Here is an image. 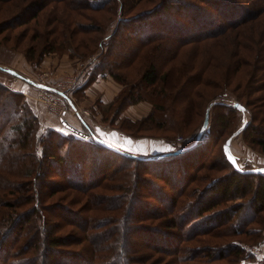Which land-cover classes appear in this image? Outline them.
I'll use <instances>...</instances> for the list:
<instances>
[{
	"label": "rangeland",
	"instance_id": "rangeland-1",
	"mask_svg": "<svg viewBox=\"0 0 264 264\" xmlns=\"http://www.w3.org/2000/svg\"><path fill=\"white\" fill-rule=\"evenodd\" d=\"M81 1L84 2V0ZM90 1L96 2V4L104 3V8L99 11L82 10L89 17L97 18L96 22L88 19V16L85 17V15L78 14L79 12L76 14L74 10L67 9L63 2L0 0V27L6 25V29L0 32V65L3 66L0 69V84L21 95L23 100L21 99L19 102L23 105L25 113H20V115L24 114L23 117L27 118L31 113L36 115L39 120L37 139L36 136H28L27 139L24 137L19 140V143H15L11 135H14L13 132L16 130H13L12 127L13 124L17 126L18 120H15L12 113V116L10 115L11 110H4L0 114V202L4 203L3 201L8 200L17 203L16 209L9 204L4 206L0 203V212L3 210H7L8 213L18 212L28 206L27 203L20 202L23 195H33L32 200H34L35 194H37L40 204H45L52 211L45 213L48 221L45 223L50 224L51 221L58 223V221H62L60 219L62 215L53 212H62V208L79 210V206L85 201L80 190L67 186L69 182L80 177L84 178L83 181L90 183L92 177H96L97 180V174L102 175L107 171L110 173V170L115 168L116 172L107 174L106 177H108L103 181V184L108 185L111 181L109 179L113 175L116 176L119 185V199L123 204L122 208L126 209L121 222L127 215V221L130 220L127 213L128 207L132 206L133 208L132 215H130L133 217L131 219L133 221L137 215L142 216L146 212L145 207L160 204L158 198H152V188L156 189L158 195H160L158 193L160 190L169 193L170 196L177 195L178 202L181 203L180 206L189 203L192 206L197 204L198 207L215 201L218 203L212 205L213 208L209 210L210 214L213 211L220 212V210L230 208L233 211L238 208L239 211L235 210V214L226 223L228 224L229 221L236 225H244L246 227L244 230L248 228L247 231H251V233L224 235V237L215 236V232L199 234L194 238L186 239L185 246L192 248L196 244L240 241L247 254V257L241 259V264H264V209L257 211L252 216V207L248 203L251 192L248 191L245 192L246 195L244 194V189H249V181L242 178L240 190L235 191L232 188L229 191L230 194L225 195L222 193L221 185L222 182L227 183V180L232 179L234 172L223 153V143L237 128L240 130L235 136H232L230 149L236 155L239 166L242 168H264V151L255 141L251 142L253 137L264 138V119L262 120L264 115L262 116L260 112L264 100V98L261 99L264 97V90L260 89L261 85H264V68L262 69L264 2L261 0H239L245 8L244 15L247 11L246 8H252V13L245 23L233 27V29L228 28L227 31L225 30L219 35L214 34L203 38L204 33L209 32L208 30L212 29L216 22L226 24L221 22V20H226L225 15L220 16L215 8L213 11L209 0ZM122 1H125L124 10L131 8L127 15L146 11L145 9L154 5L158 10L162 9L158 13H154V11L144 13L141 20L134 22L131 29H127L124 23L117 22L118 17L126 15L125 11L119 9ZM83 2L76 0L74 4L83 5ZM80 13L82 12L80 11ZM33 14L35 17H32ZM61 17L68 21L69 31H62L64 27L58 22L59 19H62ZM91 22L94 23V27L89 29ZM76 24L79 25L78 29H74L77 27H74ZM55 25H57V32L53 33L50 30ZM112 31H115L114 34L106 36ZM129 31L131 34L126 37ZM246 35L254 38L252 51L248 48V44H252V40L248 37L245 39ZM146 36L149 37L146 39ZM42 45L46 46L44 51L41 49ZM50 47L53 50L48 51L47 49ZM235 52L243 55H236ZM39 54L42 57L40 61L34 62L29 59ZM70 64L71 66H69ZM148 64L154 66L159 77L162 75H167V77L163 76L162 80H158V77L154 84L144 83L141 80V74L147 69ZM9 70L14 72L19 70L34 79L44 78L49 82H66L69 85L73 82L72 78L79 74L80 78L74 81L72 90L68 94L64 93L67 110L62 119L46 113L43 100L39 98V92L43 91L33 84L30 85L21 77L13 76ZM104 70L119 74L125 79L127 88L134 86L136 93L142 97L150 98L152 103L149 99L141 100L150 104L149 110H151V104L161 107V109L153 110L154 113L156 112V120L141 122L143 124L134 123L133 127L136 128L130 130L131 133L133 132L132 137L127 135L122 128L123 131L114 129V127L119 128V124L122 122L121 117L125 118L124 116L116 115L115 119H112L113 122H110L109 117H103L93 108L86 106L87 104H79L77 108L82 112L89 113L88 116H84L95 121L98 133L105 137L109 133L113 134V136L107 137L112 142H109L110 144L139 155H154V153L164 152V150H172V148L191 142L193 139H196L198 144L178 156H166L163 160L150 161L148 165H144L105 152L93 141L75 142L74 134L65 124H62L64 120L69 121L66 115H70L69 112H72L70 109L72 98L70 97L82 82V76L90 77L93 74H101ZM109 75L111 76V74ZM184 77L187 79L183 80ZM198 78L202 79L200 84H197ZM81 92L82 90L78 91L79 94ZM76 96L73 99L77 100ZM239 100L243 105L238 103ZM212 101L215 102L211 103ZM5 103L7 107H12L14 100L9 98L5 100ZM233 103L236 106L235 109L230 106ZM141 104L147 109V105ZM207 108L209 114L205 128L202 123ZM146 109L142 108V111L144 112ZM248 123L250 127L257 126L259 131L254 129L249 135L250 127L243 128ZM140 126L141 128H139ZM24 129L25 126L22 127V130ZM49 129H54L56 133L48 134ZM113 129L116 132H112ZM117 131L126 136L124 134L116 135ZM58 132L64 133V135L71 134V137L62 136L60 138ZM75 137L77 136L75 135ZM62 138H67L69 142L75 143V147L70 153L66 148H60L59 141ZM125 138H128L131 143L127 142ZM166 138H174L179 142L176 144L175 141L171 144ZM69 142L66 140L65 143L71 144ZM40 150H42V155H39L41 160L36 156V152L41 154ZM55 156L58 158L65 156L66 160L59 163L52 158ZM36 170L39 172V176H37L35 185L33 180ZM149 171L154 174L151 172L148 174ZM156 174L162 178L159 181L160 185L157 184L158 179L153 180L157 184L156 188L152 183H147L148 185L142 183L144 178L154 179ZM262 175L264 176V172ZM23 181L31 183L30 190L24 188ZM17 182L22 183L18 184ZM128 183L131 186L126 185ZM213 184L218 185L217 190H211ZM180 188L183 189L179 192ZM114 190L115 188L105 192L113 193ZM96 192L105 193L102 187H98ZM125 192L128 193L125 194ZM239 193L243 194V197L232 196H238ZM226 197H228L227 200ZM129 198L131 199L129 200ZM238 201L243 202V205L239 206L241 203L237 205ZM191 207L180 209V212L189 213L193 208ZM114 217L112 215L104 216L103 220L108 222ZM250 217H254L253 222L245 224V219ZM156 219L152 218L151 223L138 220L133 225L134 232L126 235L125 241L128 247L133 245V248L136 249L139 243L145 247L148 246L150 250L143 248L140 254L149 255L148 253H150L151 259L153 256L158 257L160 253L155 251L150 243L146 242L147 240L144 242L146 230L142 226H152V223L156 224ZM106 224L107 228L112 227L110 222ZM132 224L131 222V226ZM21 225L22 222L18 223L16 229H20ZM159 228L165 231L171 230L166 226ZM187 228L184 229V232L188 230ZM70 229L71 225L65 223L61 225L58 233L64 234ZM156 237L153 240H156ZM80 246L69 244L65 245L63 249L72 250L80 248ZM148 261L151 260H147L145 264H150Z\"/></svg>",
	"mask_w": 264,
	"mask_h": 264
},
{
	"label": "trees",
	"instance_id": "trees-1",
	"mask_svg": "<svg viewBox=\"0 0 264 264\" xmlns=\"http://www.w3.org/2000/svg\"><path fill=\"white\" fill-rule=\"evenodd\" d=\"M4 1H12V0H4ZM56 3L63 2V5L73 11L76 12V14L85 15L88 16V19L91 21L96 22L97 18L94 16L89 17V15H86L82 10L88 11H99L104 8V3L96 4V2H91L90 0H78L80 2H83V5H75L74 1L76 0H53ZM211 3V8L213 11L219 12L220 16L225 15L226 20H221V22H224L226 24L220 23L219 21L216 22L214 27L212 29H209L207 33H204V36L209 35H219L221 32H224L226 29L230 28L233 29V27H236L242 23H245V21L248 19L249 15L252 13V8L247 9L245 15L243 14V4L240 3L238 0H209ZM264 2V0H261ZM104 2V1H103ZM106 4V2H105ZM156 6V5H154ZM152 6L149 9H145L146 11H138L133 12L131 14L129 10L125 9V1H122L119 5L120 11H125V16L118 17V23H124V26L127 27V29H131L134 26V22H137L141 20V17L144 13H158L160 10L157 9V7ZM190 7H192L190 5ZM159 8V7H158ZM194 8V7H192ZM215 8V9H214ZM123 9V10H122ZM80 11L82 13H80ZM193 11V10H191ZM84 13V14H83ZM211 13V12H210ZM208 13L209 15H211ZM34 15V14H33ZM70 15V14H69ZM32 17H35L32 16ZM62 19H59L58 22L63 25V32L69 31L68 27V21H66L65 18L61 17ZM95 18V19H94ZM87 19V18H86ZM58 23V24H59ZM91 27L89 29H92L94 27V23H90ZM220 24V25H219ZM81 25V24H80ZM57 25L52 27L50 30L53 33L57 32ZM77 26V27H75ZM74 29H78L79 25H74ZM96 27V26H95ZM215 28V30H214ZM6 29V25H1L0 32ZM85 29V28H84ZM94 29V28H93ZM73 33V29L71 30ZM227 31V30H226ZM115 31H112L111 34L106 36H111L114 34ZM131 32L129 31V34H126V37L130 36ZM150 36V35H149ZM146 36V39L149 37ZM247 39L250 38L252 40V44H248V48L253 50L254 44H253V37L251 36H245ZM188 38V37H186ZM190 39V38H189ZM146 42V41H143ZM46 44V43H45ZM101 44V42H100ZM102 45V44H101ZM247 46V45H245ZM45 45H42L43 51L45 49ZM247 48V47H246ZM247 48V49H248ZM48 51L53 50V48L47 49ZM41 51V50H40ZM234 54H238V52H235ZM240 55H243L242 53H239ZM238 54V55H239ZM39 54L38 56H32L33 59L29 58L32 61H40L42 57ZM244 62V61H243ZM1 66V65H0ZM3 67V66H2ZM0 67V69H2ZM147 69L144 70V72L141 74V80L146 84H154V82L159 77L157 75V72L152 64H148L146 67ZM264 68V60H263V66ZM102 72V71H101ZM109 73L113 77V79L122 84V87L120 88L119 92L113 97V99L105 104L98 103L97 110L93 108L95 111L103 115V117H109L110 122H113L112 119H115L116 115H121L122 111L131 104H134L136 102H139L141 100H150L152 103V100L150 98H145L140 96L138 93H136V88L134 86H131L130 88H127V83L124 81L125 79L121 77L119 74L111 73L110 71H103L101 74ZM97 74H93L90 76L89 81ZM167 77V75H162V77H159L158 80H162ZM183 80H186L187 77L182 78ZM199 81L197 84H200L202 82L201 78H198ZM248 83V82H246ZM261 90H264V85H261ZM21 95L19 93H15L10 88L6 87L5 85L0 84V114L4 112V110H11L10 115L14 116L15 120H18L16 125L13 124L12 129L16 130L13 132L14 135H11L12 139L15 143H19L20 139H24V137L27 139L29 137H34L37 135V128H38V117L36 115H30L25 118L23 114L20 115V113H25L23 105L19 102L21 101ZM264 96V95H263ZM11 98V100H14L13 106L7 107V104L5 103V100ZM264 97H261L263 99ZM23 100V99H22ZM215 101H212L211 103H214ZM240 104L243 105V103L239 100ZM18 105V106H17ZM151 110H149L148 114L144 117L137 118V119H130L126 116L125 118L121 117V123L119 124V128H115L117 130L124 129V132L127 135H130L133 137V132L131 133L130 130H133L136 127H133L135 124H143L147 121H154L156 120V112L154 113L156 109H161L160 106L156 107L153 104H151ZM231 108L235 109L236 106L233 103L230 104ZM154 108V109H153ZM262 116L264 115V100L261 104L260 109ZM11 115V116H12ZM32 115V116H31ZM123 116V115H121ZM158 118V117H157ZM205 119V116H204ZM203 119V120H204ZM264 117L262 118V120ZM125 122V123H124ZM143 122V123H141ZM62 124H65L62 121ZM25 126V129L22 130V127ZM68 129L71 130V133L74 134V140L75 142L79 141L82 142L84 140L86 141H93L103 151H107L109 153H112L116 156L123 157L127 161L131 162H139L140 164L148 165L150 161H160L163 160L166 156L173 157L178 156L182 152H186L188 150L193 149L198 143L196 139H193L191 142H187L184 144H180L177 147L172 148V150H164V152H157L154 153L156 156L150 154V155H139V154H132L131 152H128L124 149H118L120 151H115L114 149H111L104 145L107 141H105L99 134H97L96 130L92 126V122L90 123L87 119L83 118L82 124L80 129L74 128L68 124H65ZM118 126V125H117ZM139 126V125H138ZM159 126V125H158ZM250 127L249 123L246 124L243 128ZM254 125L250 127L249 135H251V132L256 129L259 131L258 127ZM122 128V129H121ZM141 128V126L139 127ZM238 129V128H237ZM126 130V131H125ZM242 130V129H241ZM123 131V130H122ZM235 132V131H234ZM261 132V131H260ZM56 133L54 129H49L48 134ZM59 137L65 136L67 138L71 137V134H65L60 132L57 133ZM26 135V136H25ZM75 135L77 137H75ZM38 136V135H37ZM36 136V139L38 138ZM141 136V135H139ZM62 138V140L59 141L60 148H66L67 152L70 153L73 148L75 147V143L69 142V139ZM252 138V137H251ZM164 139V138H163ZM9 140V139H8ZM66 140L71 144H66ZM166 140L170 141L171 144H173L176 140L174 138H166ZM257 143L260 146V149L264 151V138L262 137H253L251 139V142ZM23 143L24 141H20ZM179 142L176 141V144ZM109 143V142H108ZM65 144V146H64ZM78 145H81L80 143H77ZM64 146V147H63ZM223 149V148H222ZM41 154H38L36 152L37 158L40 160L39 155H42V150H40ZM224 153V152H223ZM226 157V155H225ZM53 159H56L57 162L63 163L66 158L63 157H52ZM62 159V161H61ZM227 159V158H226ZM229 162V161H228ZM231 165V164H230ZM232 167V165H231ZM115 169V168H114ZM110 170L111 172L108 173L104 172L102 175L97 174V180L96 177L90 180V183H87L83 181L80 177L76 178L73 182H69L67 186L75 188L76 190H80L81 193L84 195V202L81 206H79V210H68L67 208H62V212L55 211L54 214H61L60 219L62 221H58V223L51 221L50 224H46L45 222H48L46 220L47 216L45 213H50L51 208L49 209L48 206L45 204H40V198L37 194H35V198L33 199V195H23L21 197L22 203H27V207H23L18 212H9L6 210H3V213L0 215V264H138V263H144L147 262V260L150 262V264H241V259L247 257V254L245 253L244 249L242 248L240 241L230 240L226 241L225 243H208V244H196L193 245V247H187L185 246V240L194 238L195 235L199 234H210L214 233V235L217 237H224L230 236L231 234L239 235L241 234H249L251 231L244 230V225H236L234 223H231L228 221V224L226 223L227 220L233 216L235 213L234 211L238 212V208L231 211L230 209H224L218 211H213L211 214L209 212L210 209L213 208L215 204V201H210L207 205H199L197 207V204L194 206L190 205L189 203L180 206L181 203L178 202V196L173 195L170 196L169 193H165L159 188L160 195L156 193V189L152 188V198L156 197L158 198V201L160 204H156V206L152 207H145L144 214L142 216L137 215L133 221L131 219L133 217H130L133 212V208L128 207L127 213L129 214V222L127 221L128 215L125 217V223L122 221V215L124 211L126 210L123 207V204H121V201L119 199V185L118 181L116 179V176L113 175L109 180H111L108 185L103 184V181L107 179V174H113L116 171ZM234 172L232 173V179L227 180V183L222 182V188H223V195L229 193L230 190L233 188V190H240L241 184L240 180L244 178L245 180L249 181V189H244L245 192H251V197L248 200L249 205L252 207V216L257 212L264 209V176L262 175L263 172H245L236 170L234 167ZM154 174L152 171H149L148 174ZM37 176H39V172L36 170V175L34 176V183L37 184ZM99 176V177H98ZM69 178V177H68ZM158 179V180H157ZM144 180V181H143ZM142 180V183L145 185L153 184L156 188L157 184H159V181L162 180L161 176L159 174H156V177L154 179H146L144 178ZM153 180H157V184L153 182ZM165 180V179H164ZM215 181V180H214ZM253 181V184L251 182ZM256 181V182H254ZM25 186L24 188H27L30 190L31 183H28L29 181H23ZM145 182V183H144ZM18 184H21L22 182H17ZM251 184V185H250ZM126 185H129L126 184ZM131 186V185H129ZM125 186V187H129ZM217 184L211 185V190H217ZM98 187H102L104 192L107 190H115L113 193H107L99 194L97 191ZM123 187V186H122ZM147 187V186H146ZM149 188V187H148ZM36 189V188H35ZM183 189V188H182ZM180 188L179 192L182 190ZM37 191V190H36ZM100 191V190H98ZM117 192V193H116ZM107 193V194H106ZM128 192H125V194ZM165 193V194H164ZM132 195V194H130ZM235 198L243 197V194L239 193V195H232ZM228 197L225 199L227 200ZM232 198V197H231ZM80 199V198H79ZM78 199V200H79ZM131 198H129L130 200ZM3 201L4 206L9 204L11 207H14L16 209L17 203H14L13 201ZM150 203L151 201L148 200ZM31 203V204H30ZM241 203V204H239ZM214 204V205H213ZM239 206L243 205V202L238 201L237 205ZM213 205V206H212ZM193 208H192V207ZM212 206V207H211ZM238 206V207H239ZM162 207V208H161ZM192 208L189 213H182L180 212V209L184 208ZM45 211V212H43ZM52 212V211H51ZM209 212V214H208ZM51 215H53L51 213ZM108 215L115 216L114 219L108 221L110 222L111 228H107L108 222H104L103 218L104 216L107 217ZM2 216V217H1ZM162 217V219H161ZM152 218H160L156 219L155 223L152 226H142L144 230H146V234L144 235V242L150 243V246L153 247L155 251L160 253L158 257L153 256V259H151V254L148 253H141L140 251L144 249H149L148 246H143V244L139 243L138 248H133V245H130L128 247L125 243L128 234L133 233L135 228L133 225L138 221H149L152 220ZM167 218V220H166ZM254 217H250L245 219V224L253 222ZM167 221L166 223L164 221ZM20 229H16L17 224L21 223ZM131 222L133 223L131 226ZM65 223L71 225L70 231L66 233H58L59 229L61 228V225H64ZM128 223V225H127ZM165 223V224H164ZM243 224V223H242ZM59 225V226H57ZM127 225V226H126ZM166 226L170 227L171 230H162L159 227ZM187 226H189L187 228ZM110 228V229H109ZM188 229L186 232H184V229ZM131 230V231H130ZM228 230V231H227ZM130 231V232H129ZM127 235V236H126ZM157 236L153 240V238ZM248 236V235H247ZM69 244H77V246L81 245L80 248H74L72 250L66 249L64 250L63 247L65 245ZM115 246V247H114ZM144 254V255H143ZM168 256V257H166ZM223 260L224 262H220Z\"/></svg>",
	"mask_w": 264,
	"mask_h": 264
},
{
	"label": "crops",
	"instance_id": "crops-1",
	"mask_svg": "<svg viewBox=\"0 0 264 264\" xmlns=\"http://www.w3.org/2000/svg\"><path fill=\"white\" fill-rule=\"evenodd\" d=\"M64 62H66V61H64ZM69 66H71V64ZM12 69H14V68H12ZM18 72L20 73V75H17V76L21 77V79L25 80L30 85L33 84V86H34V77H32V76H30L28 74H25L24 72H21L19 70H18ZM13 76H15V75H13ZM89 78L90 77L88 75L82 76V78H81L82 82L77 86V88L75 89V91L72 94V97H70V98H72L71 107H79V104L84 103L85 105L87 104L86 106H88L89 108H95L97 110V106L96 105L98 103L105 104V103L111 101L113 99V97L119 92L120 88L122 87V84L116 82L107 73H104V75L103 74H97L94 77V79H92L90 82H88ZM81 90H82V92H81V94H79L78 91H81ZM75 96L77 97V100L73 99V97H75ZM141 103L147 105V109ZM142 108H145L146 110H144V112H143ZM149 109H150V104H147V103H145L143 101H139V102H136L134 104L128 105L122 111L121 115L126 116V117L134 120L136 118H141V117H144L145 115H147ZM69 113H70V115L69 114L66 115V118L69 121H66V120L63 121L65 124H68V125H70V126H72L74 128L80 129L82 121H83V118H85L90 123L92 122L93 128L95 130H97V133L99 132L98 128L95 127V121H93L91 118H87L86 116H84L81 113H77V114H74L73 112H69ZM70 120H71V122H70ZM108 131H111V130H108ZM112 132H116V130L114 131V129H113ZM98 134L105 141L112 143L107 138V137L113 136L112 133H109V135H107L106 137L102 136L100 133H98ZM118 134L119 135L120 134L123 135L124 133H122V132L118 133V131H117L116 135H118ZM165 143L168 144L169 142L168 143L165 142Z\"/></svg>",
	"mask_w": 264,
	"mask_h": 264
},
{
	"label": "built area",
	"instance_id": "built-area-1",
	"mask_svg": "<svg viewBox=\"0 0 264 264\" xmlns=\"http://www.w3.org/2000/svg\"><path fill=\"white\" fill-rule=\"evenodd\" d=\"M79 76V74H78ZM75 75L74 78H72L73 82L69 85L66 84V82H49L47 79L44 80V78H38L34 79V85L43 92H39V98L40 100H43V106H45L46 113H49L51 115H55L57 118L62 119V117L65 115L64 113L67 110V102L65 99L64 93L68 94L72 90L74 81H77L78 77ZM45 86H48L45 88ZM53 89H56L59 91L58 93L54 91ZM72 109V112L74 114L81 113L83 115L88 116L89 113L87 111H81L77 107H70Z\"/></svg>",
	"mask_w": 264,
	"mask_h": 264
},
{
	"label": "water",
	"instance_id": "water-1",
	"mask_svg": "<svg viewBox=\"0 0 264 264\" xmlns=\"http://www.w3.org/2000/svg\"><path fill=\"white\" fill-rule=\"evenodd\" d=\"M9 71L15 76L20 75V73L14 72L13 70H9ZM46 87H48V86H45V88ZM53 90L56 91L57 93L59 92L56 89H53ZM208 114H209V110L207 108L206 114H205V119L202 123L203 127H205V128L207 127ZM239 130H240V128L236 129V131L233 132L229 137H227V139L223 143V152L225 153L227 160L232 165V167H234L236 170L238 169L240 171H245V172H252V171L253 172H264V168H258V167L242 168L239 166L236 155L234 153H232V151L230 149V142H231L232 136H235ZM104 145L111 148V149H114L115 151H120L116 146H112V144H110L108 142L104 143ZM230 157H231V159H230ZM233 161H235V162H233Z\"/></svg>",
	"mask_w": 264,
	"mask_h": 264
},
{
	"label": "snow or ice",
	"instance_id": "snow-or-ice-1",
	"mask_svg": "<svg viewBox=\"0 0 264 264\" xmlns=\"http://www.w3.org/2000/svg\"><path fill=\"white\" fill-rule=\"evenodd\" d=\"M125 140H126L127 142L131 143V141L128 140V138H125ZM112 146H117V145H112ZM230 159H231V157H230ZM233 162H235V161H233Z\"/></svg>",
	"mask_w": 264,
	"mask_h": 264
}]
</instances>
